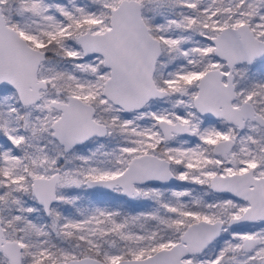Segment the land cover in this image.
I'll return each mask as SVG.
<instances>
[{"label":"snow or ice","instance_id":"obj_1","mask_svg":"<svg viewBox=\"0 0 264 264\" xmlns=\"http://www.w3.org/2000/svg\"><path fill=\"white\" fill-rule=\"evenodd\" d=\"M0 264H264V0H0Z\"/></svg>","mask_w":264,"mask_h":264}]
</instances>
